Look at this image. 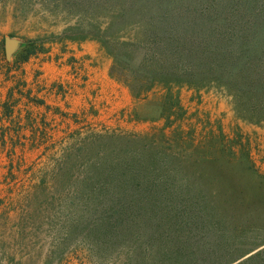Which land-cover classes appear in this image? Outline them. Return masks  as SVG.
<instances>
[{
	"label": "rangeland",
	"instance_id": "374dc122",
	"mask_svg": "<svg viewBox=\"0 0 264 264\" xmlns=\"http://www.w3.org/2000/svg\"><path fill=\"white\" fill-rule=\"evenodd\" d=\"M124 2L0 0V264H264V123L217 86H181L162 116L164 88L135 98L99 40L69 38ZM86 40L127 108L98 92L67 109L89 78L64 54ZM49 58L71 68L46 75Z\"/></svg>",
	"mask_w": 264,
	"mask_h": 264
},
{
	"label": "trees",
	"instance_id": "16d2710c",
	"mask_svg": "<svg viewBox=\"0 0 264 264\" xmlns=\"http://www.w3.org/2000/svg\"><path fill=\"white\" fill-rule=\"evenodd\" d=\"M97 30L69 38L99 40L135 98L164 88L162 116L180 110L181 86H217L239 117L264 123V0H125Z\"/></svg>",
	"mask_w": 264,
	"mask_h": 264
},
{
	"label": "crops",
	"instance_id": "0c3cea01",
	"mask_svg": "<svg viewBox=\"0 0 264 264\" xmlns=\"http://www.w3.org/2000/svg\"><path fill=\"white\" fill-rule=\"evenodd\" d=\"M71 55L78 60L77 64L79 65H77V69L79 73L86 74L89 80L85 88L77 89L72 99V104L67 107L68 110H71V112H79L81 107L85 106L84 102L98 92L103 93L107 100L106 102L110 103L109 105H112L116 109L122 110L123 108H127V89L111 77V58L104 52L99 43L92 40L70 42L67 46V52L64 54V57L66 58ZM90 62H93L94 64H90ZM82 63L83 65L81 66ZM42 68L45 70L46 75L47 73L52 74L55 72L56 75L60 74L62 76L65 75L66 70L71 67L62 64L61 60L49 58L43 62ZM119 90L123 91L125 99L116 100L114 93ZM66 105L67 104L64 102H61L59 103V107H51L48 111L59 113L65 109ZM111 112V110L107 111L110 115ZM5 150H7L6 145L3 147V151Z\"/></svg>",
	"mask_w": 264,
	"mask_h": 264
},
{
	"label": "water",
	"instance_id": "95a60500",
	"mask_svg": "<svg viewBox=\"0 0 264 264\" xmlns=\"http://www.w3.org/2000/svg\"><path fill=\"white\" fill-rule=\"evenodd\" d=\"M8 44H9V47H8V51H9L11 48L12 42L8 41Z\"/></svg>",
	"mask_w": 264,
	"mask_h": 264
}]
</instances>
